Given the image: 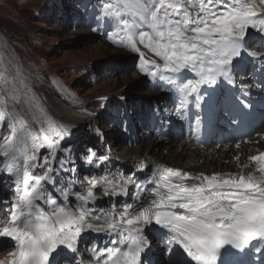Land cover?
Returning a JSON list of instances; mask_svg holds the SVG:
<instances>
[{"label":"snow or ice","instance_id":"6c2138e0","mask_svg":"<svg viewBox=\"0 0 264 264\" xmlns=\"http://www.w3.org/2000/svg\"><path fill=\"white\" fill-rule=\"evenodd\" d=\"M109 15L119 18L123 33L116 43L138 54L141 73L152 71L160 80L176 84L182 108H187L185 100L194 95L195 114L187 108L186 114L178 115L188 120L191 127L194 122L197 135L204 128L203 106L208 95L202 89L221 81L234 86L233 61L245 51V38L250 30L264 36V0H122L119 9L112 4L99 8L98 19ZM138 45L149 49L162 63L146 60ZM248 55L264 57L255 52ZM182 70H190L195 79L177 83L172 77ZM240 87L247 94L249 87ZM40 116L51 126V118L42 110ZM73 130L61 131L59 137L49 142L56 150L49 153L54 160L60 156V149L67 153L60 158L59 167H47L51 162L46 156L43 164L47 170L42 175H32L29 169H39V159L33 156L24 160L22 193L18 186L17 199L9 210V226L0 231V237L15 241V251L0 264H60L62 258L66 264H101L103 257L98 255L93 260L87 252L88 244L85 250L80 247L85 233V205L98 199L94 189L101 182L97 181L86 193L74 191L75 178L67 181V186L56 188L55 174L79 173L82 166L86 171L96 158L93 149H80L84 160L76 159L71 143ZM12 132L16 141L10 140L0 148L5 157L11 154L15 158L20 149L13 144L22 142L23 137L15 127ZM249 159L257 162L258 175L248 171L239 176L191 177L187 172L165 167L158 171V177L154 175L147 181L154 187L138 184L137 190L142 194L135 196V206L128 205L118 220L113 218L108 229H97L118 235L113 249L105 253L107 259L103 264H177V249L191 264H264V153ZM103 184L116 186L107 178ZM46 185H52L57 198L63 197L65 202L75 197L80 207L73 210L68 203L56 206L57 201L50 198ZM120 194L108 191L107 187L104 191L109 199ZM38 202L54 210L45 211ZM150 226L166 231L163 255L156 260L147 258L152 245L144 232ZM93 227L88 224L87 230Z\"/></svg>","mask_w":264,"mask_h":264},{"label":"rangeland","instance_id":"374dc122","mask_svg":"<svg viewBox=\"0 0 264 264\" xmlns=\"http://www.w3.org/2000/svg\"><path fill=\"white\" fill-rule=\"evenodd\" d=\"M44 1L0 0V32L15 53L17 67L24 68L31 75L28 85L34 87L39 101H51V95L55 93L74 105H78L76 97L83 99L85 104L93 96L154 94L143 89L144 85L134 72L127 71L130 66L121 71L122 65L118 63L129 52L88 35L84 29H72L71 15L79 9L76 5L78 0H53L54 4L50 6H43ZM94 2L101 3L100 0ZM118 4L120 6L122 0H118ZM58 10L62 12L56 14ZM10 60L8 54L0 50V109L5 113L4 125L11 131L15 127L24 136L23 141L17 144L19 151L25 152L23 158L32 151L33 156L44 161V157L50 156L47 122L40 116L41 107L10 67L9 63L13 62ZM86 69L90 73H82ZM15 70L26 84L20 71ZM86 114L95 117L97 123L90 118L84 129L87 132H93L91 127L103 130L106 143L121 150L122 147L116 146L112 139L114 134L110 125L114 121V111L110 106L104 108L100 103L88 106ZM35 132L37 137L34 136ZM177 146L174 145L173 150ZM160 150V147H156L153 152ZM220 157L218 155L216 159L222 161ZM22 165L20 160L18 166Z\"/></svg>","mask_w":264,"mask_h":264},{"label":"bare ground","instance_id":"6f19581e","mask_svg":"<svg viewBox=\"0 0 264 264\" xmlns=\"http://www.w3.org/2000/svg\"><path fill=\"white\" fill-rule=\"evenodd\" d=\"M0 48L3 49L8 54L10 59L13 61L11 64L14 66L15 69L20 71V75H22V78L25 80L26 84H28L29 83L28 77L31 75L29 74V72L25 71L24 69L17 67L16 60L14 58L15 53L12 50L11 46L8 44V42L5 40L1 32H0ZM10 50L12 52H9ZM21 71H24V73L22 74ZM244 85L246 87H249L250 90L253 87L251 83H246ZM31 91L32 94L38 98L37 94L35 93L36 91L33 89H31ZM50 100L51 101H46V102L39 101V103L42 107V110L46 113L48 117L51 118L52 123L51 126L50 125L49 126L52 129L53 134L60 135L61 131L71 129L73 127L77 128L78 126L82 125V123L86 122L87 119L86 114L82 112L76 113L75 111H71L70 108L66 109L69 106L78 107V108L83 107L82 104H84L85 102L83 101V99H78V105H74L71 102L63 100L60 97V95L52 94ZM110 129L113 132V128ZM55 138L56 137H54V139ZM94 143L96 142H93V145ZM139 147L136 146L131 149L124 147L121 150H119L120 148L117 149L112 148L113 150H115V153H113L112 155L110 154L100 155L98 152L95 153L96 158L93 161V163L99 167V170L101 171V175L99 177H91L87 179V181L83 183V187H81V185L78 184V182H76L74 186L75 192L86 193L88 188L92 187V185L95 184L97 181L101 182V186L99 188L94 189V195L98 199L89 202L87 205H85V207L87 208V212L84 220L85 227L88 224L96 223L95 215L101 213L102 205L104 203V199L102 198V196L104 194L105 188L107 187L108 190L110 187L104 185L103 180L107 178L113 181V179L119 178L116 169H114L113 166L107 164L112 160L114 164H117L119 167L124 169L130 167H137L140 163L146 164L150 160L157 159L160 163L166 164L168 166H173V167L182 166L186 170H190V171L196 170V171L205 172L207 174H210L212 172H221L222 175L233 176L234 173L240 170H243L244 173L247 174L248 171H252L254 167L253 162H250L249 158L254 155L256 151L255 149H264V129L261 133L260 138L250 139L237 143L234 146V148H238V149H236V152H231V153L227 152V150H224L221 153H219L216 148L212 150L208 156L198 155L197 151L195 149H192L190 144L188 143H180L178 144L177 148L173 150L174 145L172 143L165 144L162 139H158V138L153 139L148 144H146V146L143 145ZM156 147H160L161 150L159 152H153V150L156 149ZM107 150L109 149L107 148ZM95 151L98 150L95 148L94 152ZM231 151H234V149H232ZM218 155H221L220 159H222V161L216 159ZM78 158H81L83 161L84 160L83 153L82 156H79ZM228 160L229 163L226 164V161ZM94 173H96V170L92 166L88 167V174L93 175ZM190 176L195 177L196 173H193ZM55 200L57 201L56 206H63L64 203H68L73 210H76L77 208L80 207V204L77 203L75 197H69V200L65 202L63 200V197L57 198V195L55 194Z\"/></svg>","mask_w":264,"mask_h":264}]
</instances>
